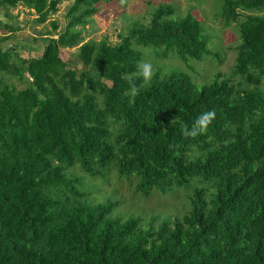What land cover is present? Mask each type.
<instances>
[{
    "label": "trees",
    "instance_id": "16d2710c",
    "mask_svg": "<svg viewBox=\"0 0 264 264\" xmlns=\"http://www.w3.org/2000/svg\"><path fill=\"white\" fill-rule=\"evenodd\" d=\"M220 1L240 44L233 72L200 90L156 63L150 82L137 75L142 48L155 59L213 55L200 20L174 19L166 2L147 24L119 15L116 44L85 41L77 28L120 0H74L65 30L47 34L40 57L18 65V53L0 46V75L28 83L17 90L0 79V264H264V0ZM60 2L0 7L22 6L45 24ZM62 49H77L73 64ZM209 110L216 115L205 134L183 135ZM110 169L136 179L144 196L191 189L188 213L159 226L113 216L119 203L97 202L99 191L80 190L76 175Z\"/></svg>",
    "mask_w": 264,
    "mask_h": 264
},
{
    "label": "rangeland",
    "instance_id": "374dc122",
    "mask_svg": "<svg viewBox=\"0 0 264 264\" xmlns=\"http://www.w3.org/2000/svg\"><path fill=\"white\" fill-rule=\"evenodd\" d=\"M73 2L74 0H61L58 11L51 15L45 24L39 23L37 15L22 6L14 9L0 7V46L5 51L11 49L18 53V55L14 54L16 64L20 63L19 58L29 60L40 57L46 46L47 34L50 33L52 34L50 38L57 39L65 30L68 20L67 12ZM162 2L175 6L177 14L173 17L174 19L183 18L191 13L200 20L206 35L210 38L208 47L213 55L205 56L201 62L183 61L171 55L167 58L160 55L159 60L154 58L152 50L142 48L144 49L143 54L146 53L141 62L148 61L153 65L156 63L165 73L188 74L197 90L211 83L217 73H232L240 38L237 25L224 27L221 15L223 3L220 0H120L118 4L102 5L95 16V24L87 25L84 29L81 27L77 29L82 31L85 41L91 39L99 41L104 37H109L110 42L116 44L119 42V35L124 34L125 29L122 27L124 22L118 18L119 15L125 13L126 18L133 20L140 17L147 24L153 10ZM124 3H126L125 8H123ZM52 22L58 24L57 31L53 30ZM6 26L12 27L15 31L10 32ZM77 53V49H62L61 57L64 61L73 64ZM157 69L154 70L157 71ZM4 75H0V79L3 78L8 85L17 90H23L28 86L27 82H21L14 76ZM115 171L117 169H110L105 173V177L95 179H85V175L76 173L81 180L79 189L91 194L99 191L93 197L97 202L110 200L119 203L113 216L124 219L130 216H141L144 225L149 221H154L155 226H159L168 218L183 217L188 213L187 197L191 189L178 190L177 195L170 193L162 195L153 190L149 196H144L136 190V179L125 180L120 178ZM194 186L195 183H192V188Z\"/></svg>",
    "mask_w": 264,
    "mask_h": 264
},
{
    "label": "clouds",
    "instance_id": "9594fccd",
    "mask_svg": "<svg viewBox=\"0 0 264 264\" xmlns=\"http://www.w3.org/2000/svg\"><path fill=\"white\" fill-rule=\"evenodd\" d=\"M153 74L154 69L153 64L151 62L144 61L138 65L137 75L142 78L143 82H150ZM215 115L216 113L211 110L202 112L199 116L195 118L192 126L183 131V135L188 137H196L198 135L205 134L208 130V126L214 120Z\"/></svg>",
    "mask_w": 264,
    "mask_h": 264
}]
</instances>
